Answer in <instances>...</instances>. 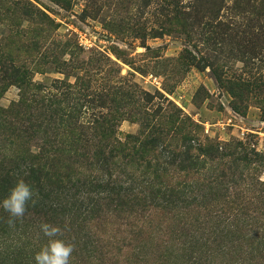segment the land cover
Instances as JSON below:
<instances>
[{
    "label": "rangeland",
    "instance_id": "rangeland-1",
    "mask_svg": "<svg viewBox=\"0 0 264 264\" xmlns=\"http://www.w3.org/2000/svg\"><path fill=\"white\" fill-rule=\"evenodd\" d=\"M111 119L122 142L151 135L162 163L186 136L220 155L188 178L164 164L170 198L120 161L104 174L76 157L57 168L74 186L44 181L13 226L0 208V264H35L44 222L70 264H264V0H0V179L44 141L79 154ZM100 180L132 197L82 186Z\"/></svg>",
    "mask_w": 264,
    "mask_h": 264
},
{
    "label": "trees",
    "instance_id": "trees-1",
    "mask_svg": "<svg viewBox=\"0 0 264 264\" xmlns=\"http://www.w3.org/2000/svg\"><path fill=\"white\" fill-rule=\"evenodd\" d=\"M11 73L13 75H10V79L19 82L20 84H25L26 80L29 78L24 71L20 72L19 70H15L13 72L11 71ZM2 74L4 75V73ZM233 109L235 111L237 110L235 107ZM114 121L115 119L106 120L105 122L101 120L94 127V129L99 128L96 133L92 132L86 135H81V148L79 149V154L72 148L67 149L66 151L52 149V146L48 148L44 141L43 145L40 146V152L38 154H33L31 152L27 153L28 157L23 158L21 161L22 168H20V170L16 168L17 171H13L11 176L5 175L2 179H0V197H6L5 194L11 184H15L18 179L22 178V176L24 177L25 183H27L33 190V197H48L42 192V189H44L42 185L44 181L46 183L53 181L57 184L63 183V185L66 186H74L71 181L68 180V176L58 173L57 168L60 170H70V164L76 157H78V159L74 162L90 163L88 165L89 167H94L95 165L97 170H100L104 174H108V171L114 164V161H120L123 163L122 165L125 164V168L128 167L129 171H137L142 176L149 177L150 194H157L160 197L169 198L178 197L181 190L179 187L177 188L172 185L162 183L161 177L166 174V169L163 165H172L177 169V172L179 171L183 174L184 178H188L204 171L206 161H213L220 155L219 148H215L211 145L193 146V144H189V141L194 143L195 139H191L186 136L184 137L185 142L183 145V151L178 154L175 152L167 153L168 156L170 155L169 157H172L171 161L162 163L155 155L156 149L154 148V144L156 142H154L153 139L148 140L151 135H144L141 133L139 137L128 136L125 142H122L118 139L116 133L110 130L111 127L114 126ZM148 144L152 147H149ZM193 152L197 153L195 154ZM254 156L258 155L254 153ZM241 159L243 158H238V160ZM102 182L103 180H100V182L96 181L95 183L84 182L82 186L88 187L89 185L93 190H97L98 193L107 192L111 194L112 197H132L129 189L122 188V186H116L114 182H110L107 185H102ZM63 185L59 184L57 187L58 190H61L59 192L65 191L66 186ZM108 185L113 186L109 187ZM69 189L72 188L69 187ZM37 201L39 204H42L41 201ZM126 205L127 202H122L119 206ZM244 205L249 206V202L244 203ZM262 205L264 207L263 203ZM242 207V205L239 206V208ZM255 221L256 223L262 221L260 225L262 232L261 246L264 251V214H262L261 219L256 218Z\"/></svg>",
    "mask_w": 264,
    "mask_h": 264
},
{
    "label": "clouds",
    "instance_id": "clouds-1",
    "mask_svg": "<svg viewBox=\"0 0 264 264\" xmlns=\"http://www.w3.org/2000/svg\"><path fill=\"white\" fill-rule=\"evenodd\" d=\"M33 196L34 193L30 186L20 179L10 189L7 197L0 201V208L9 215L10 226L14 225L16 219L24 216L29 201L35 204ZM39 232L47 238V241L35 253V264H70L74 245L58 238L63 235L62 229L44 222L39 225Z\"/></svg>",
    "mask_w": 264,
    "mask_h": 264
}]
</instances>
